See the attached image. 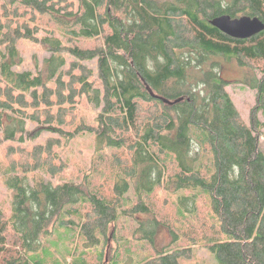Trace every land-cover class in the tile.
<instances>
[{
	"label": "trees",
	"instance_id": "1",
	"mask_svg": "<svg viewBox=\"0 0 264 264\" xmlns=\"http://www.w3.org/2000/svg\"><path fill=\"white\" fill-rule=\"evenodd\" d=\"M221 14L264 22V0H0V264H45L65 228L78 264H185L198 246L216 264H264V30L231 37L209 23ZM25 41L49 52L35 72L17 69ZM215 55L251 71L236 81L256 90L248 122ZM83 133L90 167L52 183L58 149Z\"/></svg>",
	"mask_w": 264,
	"mask_h": 264
},
{
	"label": "rangeland",
	"instance_id": "2",
	"mask_svg": "<svg viewBox=\"0 0 264 264\" xmlns=\"http://www.w3.org/2000/svg\"><path fill=\"white\" fill-rule=\"evenodd\" d=\"M24 47L21 48L22 61L18 66V70L35 72L41 65L42 59L48 57L49 52L42 48L41 46H35L29 41H25ZM214 60H218L222 75L230 80L231 82L226 90L229 92L235 106L241 113L244 120L248 122V116L251 108L255 105L256 90L244 85L243 83H238L243 78V74H250L251 71L246 67H239L237 62L232 60H226L221 56H214ZM91 68H94L95 61L85 62ZM257 76H260L259 71H256ZM98 109L93 102L88 104L80 105V112L83 114L84 118L92 121ZM258 117L261 121H264V113L259 112ZM5 121V118L2 119ZM29 128H33L32 125ZM46 133L42 132L34 141L26 142L25 145H30L38 140H40ZM2 129L0 127V208L8 211L11 204V189L5 184L6 178L8 177L5 172L8 167L9 158L6 155L7 142L2 141ZM261 148L264 151V137H260ZM94 138L88 133L78 134L72 140L68 141L62 148L58 149V153L65 163L60 175H56L53 178L46 177L52 181V183L59 182L64 179H81L83 171L90 167L92 156L94 155ZM73 228H65L62 232L55 234V236H50L48 240L44 241L41 251L44 257L45 264H68V260L73 257L74 264H78L79 255L83 253L84 247L79 241L77 244L75 238L73 240L74 234ZM164 238L165 241L169 239L167 237V232L165 230H160L157 232L156 239L159 240ZM76 249V251H75ZM130 264H137L138 256L134 255L128 259ZM86 264H93L95 261L94 252H89L86 254ZM185 264H216L211 256V253L205 246L196 247L195 258L193 261L185 262Z\"/></svg>",
	"mask_w": 264,
	"mask_h": 264
},
{
	"label": "water",
	"instance_id": "3",
	"mask_svg": "<svg viewBox=\"0 0 264 264\" xmlns=\"http://www.w3.org/2000/svg\"><path fill=\"white\" fill-rule=\"evenodd\" d=\"M209 23L225 34L235 38H248L264 30V22L257 16L250 15L231 17L228 14H221L210 18ZM146 88L152 96H155L147 84ZM160 98L167 103L177 102L181 99L171 101L164 97Z\"/></svg>",
	"mask_w": 264,
	"mask_h": 264
},
{
	"label": "bare ground",
	"instance_id": "4",
	"mask_svg": "<svg viewBox=\"0 0 264 264\" xmlns=\"http://www.w3.org/2000/svg\"><path fill=\"white\" fill-rule=\"evenodd\" d=\"M202 18V17H201ZM160 95V94H159ZM250 156V155H249Z\"/></svg>",
	"mask_w": 264,
	"mask_h": 264
}]
</instances>
